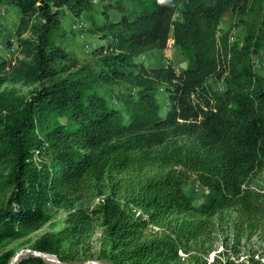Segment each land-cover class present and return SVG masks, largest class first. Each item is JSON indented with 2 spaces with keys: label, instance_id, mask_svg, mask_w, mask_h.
<instances>
[{
  "label": "trees",
  "instance_id": "trees-1",
  "mask_svg": "<svg viewBox=\"0 0 264 264\" xmlns=\"http://www.w3.org/2000/svg\"><path fill=\"white\" fill-rule=\"evenodd\" d=\"M131 1L132 14L109 6L120 21L98 29L111 38L107 51L77 66L50 41V7L60 0H15L27 23L46 20L30 27L35 39L15 64L0 55V83L34 86L17 118L0 117V244L38 229L47 202L74 203L108 188L92 212L103 217L109 264L177 261L183 249L212 239L213 218L225 211L238 239L264 233V74L253 62L256 52L264 60V0ZM238 8L253 15L242 44L228 32L217 36L221 12ZM171 36L186 69L133 64L168 49ZM217 76L222 91L208 86ZM123 83L137 96L120 92L122 109L108 106L100 91ZM161 84L171 86L166 117ZM70 110L67 123L52 117ZM191 181L206 190L199 204L186 189ZM122 188L129 204L116 200ZM78 217L87 219L86 210ZM11 258L3 254L0 264H49Z\"/></svg>",
  "mask_w": 264,
  "mask_h": 264
},
{
  "label": "rangeland",
  "instance_id": "rangeland-1",
  "mask_svg": "<svg viewBox=\"0 0 264 264\" xmlns=\"http://www.w3.org/2000/svg\"><path fill=\"white\" fill-rule=\"evenodd\" d=\"M117 3L127 7L130 14L136 11L131 0H92L87 3L86 0H60L58 4H51L50 13L53 20L50 41L64 49L68 63L80 66L99 53L107 51L111 38L105 37L98 29L107 21H120L118 10L109 8ZM221 13L219 32L233 34L242 44L246 25L251 22L253 15L239 8L224 10ZM45 20V17L35 15L27 23V17L15 0H3L0 3V55L12 65L15 64L16 60L24 56L23 51L29 40L35 39L30 27ZM81 21L84 22L82 26L79 25ZM256 53L253 56L254 66L260 74H264L263 56ZM132 61L133 64L146 68H154L159 64L170 65L179 72L188 67V61L181 55L175 39L168 49L151 50ZM208 86L217 91L224 90V76L211 78ZM33 87L10 79L0 83V117L17 118L27 104ZM170 87L161 84L158 89L163 103V117H166L168 110ZM120 92H132L137 96V92L127 83L105 86L100 91V96L108 106L122 109L117 97ZM200 95L194 96L198 106L204 105ZM74 113V110L60 111L53 113L52 117L60 123H67L72 118L70 115ZM186 189L197 194V204L202 201L206 192L205 188L195 181H191ZM109 194L110 188L104 193L85 195L74 203L47 202L44 212L48 217L44 223L38 229L6 245L0 244V256L9 253L12 261H16L36 255L44 258L49 264H109L111 249L104 240L103 217L92 212V209L102 202V198L105 199ZM115 195L116 200L129 204V193L123 188ZM79 208L86 210L88 220L78 219ZM232 215L234 214L229 211L216 215L213 218L216 231L212 239L206 240L204 245L191 246L188 252L182 248L181 257L170 264H264V233L259 232L250 237L245 234L238 239L230 226L234 217ZM85 220L87 221L84 222ZM152 229L157 231L158 228L152 226Z\"/></svg>",
  "mask_w": 264,
  "mask_h": 264
},
{
  "label": "built area",
  "instance_id": "built-area-1",
  "mask_svg": "<svg viewBox=\"0 0 264 264\" xmlns=\"http://www.w3.org/2000/svg\"><path fill=\"white\" fill-rule=\"evenodd\" d=\"M79 25L80 26L84 25V22L81 21ZM220 35H221V32H219V30H218L217 36H220ZM235 39H236V37L233 34H230V36H229L230 42H234ZM168 44H169V46H171L172 44H174V38H173V36L170 37ZM180 253L183 254L182 251Z\"/></svg>",
  "mask_w": 264,
  "mask_h": 264
}]
</instances>
